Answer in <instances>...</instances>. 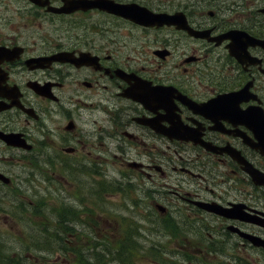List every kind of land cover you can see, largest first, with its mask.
<instances>
[{
    "label": "flooded vegetation",
    "instance_id": "af4514ba",
    "mask_svg": "<svg viewBox=\"0 0 264 264\" xmlns=\"http://www.w3.org/2000/svg\"><path fill=\"white\" fill-rule=\"evenodd\" d=\"M109 160L192 238L206 221L199 255L264 260V0H0V198L7 163Z\"/></svg>",
    "mask_w": 264,
    "mask_h": 264
},
{
    "label": "rangeland",
    "instance_id": "374dc122",
    "mask_svg": "<svg viewBox=\"0 0 264 264\" xmlns=\"http://www.w3.org/2000/svg\"><path fill=\"white\" fill-rule=\"evenodd\" d=\"M41 165L7 163L16 172L13 182H21V190L7 187L0 198L4 207L0 211V264H9L14 258L22 264H71L78 257L79 264H112L111 254L107 257L105 252H114V239L126 231L127 242H135L140 249L136 256H130L132 264H239L226 257L199 255L207 244V217L200 224L201 238H192L188 224L192 218L186 212L172 209L161 215L150 204L149 196L117 175L110 160L102 162L96 178H67L58 162L50 169ZM36 200L42 205L41 215L15 211L17 202L25 206ZM96 242L111 247L102 248L104 258L89 257L100 250ZM246 264H264V260L250 257Z\"/></svg>",
    "mask_w": 264,
    "mask_h": 264
},
{
    "label": "bare ground",
    "instance_id": "6f19581e",
    "mask_svg": "<svg viewBox=\"0 0 264 264\" xmlns=\"http://www.w3.org/2000/svg\"><path fill=\"white\" fill-rule=\"evenodd\" d=\"M27 214H30L29 211H25ZM191 227V226H190ZM96 247H100V250L98 251H95V252H92L91 255L89 257H94V258H104L103 254H102V248L104 249H108V248H111L109 247L107 244L105 243H101V242H96L95 243ZM125 247V246H124ZM122 246V248H124ZM135 247V243L134 242H130L126 245V248H134ZM111 254V259L109 260V263H112V264H132V260L131 258H129L127 256V252L126 250H124V253L122 252L120 258L117 257V254H118V251H115L114 252L111 250V252L109 250H107L105 252V255L107 257H109V255ZM100 255V256H99Z\"/></svg>",
    "mask_w": 264,
    "mask_h": 264
},
{
    "label": "water",
    "instance_id": "95a60500",
    "mask_svg": "<svg viewBox=\"0 0 264 264\" xmlns=\"http://www.w3.org/2000/svg\"><path fill=\"white\" fill-rule=\"evenodd\" d=\"M136 21L140 23H148V21H158L159 22V20H153L152 18H141V19H137ZM54 57H60V54H57ZM199 204L201 207L205 208L206 210L224 214L225 209L221 207L220 205L213 204V203H199ZM260 242H261L260 240H253V243L255 244H258Z\"/></svg>",
    "mask_w": 264,
    "mask_h": 264
},
{
    "label": "trees",
    "instance_id": "16d2710c",
    "mask_svg": "<svg viewBox=\"0 0 264 264\" xmlns=\"http://www.w3.org/2000/svg\"><path fill=\"white\" fill-rule=\"evenodd\" d=\"M170 221L172 220V219H169ZM170 225L173 227L174 225L172 224V223H170ZM175 228V227H174ZM127 236H129V233H127ZM135 243V242H134ZM128 244V242H127V240H124V241H121V242H119V245L120 246H125L124 248H125V250H126V252H127V256L129 257V258H131L130 256H133V255H137L138 254V251H137V249H136V247H134V248H126V245ZM121 249H123L122 247L121 248H119L118 249V254H117V257H119L120 258V256L122 255L121 253H122V251L123 250H121ZM124 253V252H123ZM151 261H156V262H158L155 258H151ZM162 263V262H161Z\"/></svg>",
    "mask_w": 264,
    "mask_h": 264
}]
</instances>
